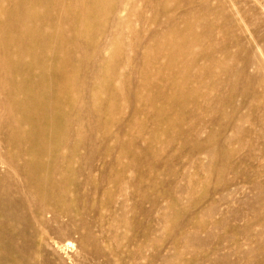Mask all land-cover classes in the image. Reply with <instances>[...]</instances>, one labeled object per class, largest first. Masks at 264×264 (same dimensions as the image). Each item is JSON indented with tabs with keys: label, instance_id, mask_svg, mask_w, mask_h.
Returning a JSON list of instances; mask_svg holds the SVG:
<instances>
[{
	"label": "bare ground",
	"instance_id": "1",
	"mask_svg": "<svg viewBox=\"0 0 264 264\" xmlns=\"http://www.w3.org/2000/svg\"><path fill=\"white\" fill-rule=\"evenodd\" d=\"M64 1L66 5L69 4V9H71V2L73 5L76 2L75 6L85 9L88 18L99 19L101 16L100 19L111 20L110 32L113 33L121 32L125 26L130 27V25L121 24L122 15L125 14L128 5H134L135 10L136 6L143 4L145 8L140 16L139 24L143 33L149 30L152 35L146 38L145 34L140 32L136 38L140 47L147 46L150 42L153 43L152 46L156 45V48L153 51L152 47L149 48L150 45L146 47V63L142 67L145 78L143 83L132 88L127 99L122 91L113 85V82L119 78L121 70L128 68L129 63L123 66V62H120L115 55L114 76L116 78L105 84L111 97L110 105L117 108L118 101L124 99L130 104L134 103L130 109L129 120L121 118L112 121V124L121 126L122 132L117 134L118 136H112L111 131L104 128V123L97 122L95 126L97 130H93L91 135H94V132L97 134L101 132V138L98 135L97 138L86 136L78 141L73 137L80 136L85 123L81 121L83 119H73L69 112L74 104L70 91L78 90V86L69 78L71 74L80 70L79 65L73 63L75 53L67 49L64 56L67 64L65 69L57 65L58 55L54 48H52L53 55L51 54L52 57L49 58L41 57L40 60L36 59L26 64H19L17 58L20 56L18 50L21 44L29 45L33 49L45 46V38L39 37L36 32L46 26L44 22L48 20V17V23H50L46 26L47 29L59 28L64 22L73 25L75 23L73 21L79 20L80 16L69 14L65 19H59L61 14L57 11L61 10V1L56 3L45 18H36L35 14L41 9L42 0H0V264H27L28 256L47 248L65 252L73 246L70 241L72 237L79 240L82 254L85 255L88 253V251L84 253L86 241L91 239L95 244L101 239H98L101 236L97 234V230L103 228L102 225L100 228L98 226L101 222L104 224L106 217L110 222V226L108 223L107 226L111 228V231L108 230L111 232L114 245L116 242L120 244L119 240H126L125 244L117 245L114 256L116 262H113L133 263L134 258L138 256L145 264L148 248L145 222L150 216L147 206L161 209L160 202L163 200V203L170 204L175 208V212L180 214L179 207L183 204L182 196L187 194V191H184L181 197L177 193L173 195L175 198L171 197V199L169 197L160 199L157 195L150 197L151 184L144 173L143 165L140 166V164L147 162L148 167L151 168V164L159 161L151 145L160 144L159 135L164 134L169 137L168 143L180 142L179 150L188 153L186 157L193 168L196 167L198 171L208 173L211 171L212 167L209 164L205 165L199 159L201 156L212 159L216 155L217 150L213 146L216 134L212 132L207 138L201 139L207 130L206 125L190 122L179 129L178 122L182 118V113L186 115L185 118L189 116L193 119L197 118V111L201 105L218 106L223 103L211 98L199 105L198 101H194L195 97L190 95L189 83H198L205 78L206 74H210V66L207 67L206 62L212 61L215 57L214 54L193 51L206 38H210L213 32V29L206 25L204 28L202 26L203 32L198 34L195 24L198 18L204 19L210 14L216 13L223 16L226 3L234 10L236 7L231 0H210L219 5L213 9L209 8L210 4H207L209 0H204L205 4L198 10L193 7L186 10L189 14L178 15L181 9L191 7L193 0H176L179 6L174 8L162 4L161 0H88L86 3L83 0ZM255 3L258 4L257 0ZM148 12L155 14L152 20L145 19V13ZM192 13L194 14L189 16ZM225 21L226 30L229 31L235 25L236 27L244 26L245 17L238 12L237 16L233 14V18L225 15ZM177 22L183 23L184 28H178ZM98 33L102 34L103 31ZM166 35H172L176 39L166 44L162 41ZM54 38L62 43V47H65L67 42L63 40V35L55 34ZM109 39L105 37L102 44L95 48L94 56L100 57L107 50L106 47L111 43ZM123 45L126 44H117L118 47ZM226 53L224 52V55ZM149 58L154 61L147 63L151 60ZM130 60V58L127 59V61ZM145 70H152L150 76H146ZM220 85V83L219 86L215 85L213 90L220 92ZM87 91L93 100L89 89ZM144 91L145 97L141 95ZM188 104L191 108L187 106ZM74 106L80 116L89 111V108L84 111V104L81 106L74 104ZM100 106L101 104H94L95 108ZM140 115L147 119L141 125L137 123ZM131 129L144 132L143 135L148 136V139L142 144L135 145L134 148L123 146L115 155L108 143L127 135ZM232 130L225 143L229 142L234 134H244L237 124ZM98 139L102 150L95 153ZM81 150L85 153L83 154ZM123 153L129 155L127 162H122ZM218 153L221 154L219 151ZM134 174H137V179ZM237 176L235 173V177ZM179 188H181L180 185ZM229 188L222 194L217 193V196L225 200V197L231 194L229 191H232L233 185L229 184ZM130 189L134 191L132 194H129ZM175 190L178 191V184ZM117 193L119 198L124 197L125 200L116 197ZM103 199L107 200L105 218L98 209L89 211L94 208V204ZM132 201L137 204L136 213L140 217L139 232L142 236L138 240V245L134 243L137 245L135 252L132 251L133 244L129 238V234L134 229L128 216L131 213L130 202ZM214 212H216L215 209L208 210L209 214ZM132 213H134L133 210ZM22 226L23 228L20 229ZM247 230L244 231L247 232ZM102 232L100 235L103 234ZM184 234L186 245L192 242L197 245L202 243L194 231L192 238H188L187 232ZM21 243L24 245L19 247ZM95 249L98 250V247ZM100 250H103L102 247Z\"/></svg>",
	"mask_w": 264,
	"mask_h": 264
},
{
	"label": "rangeland",
	"instance_id": "2",
	"mask_svg": "<svg viewBox=\"0 0 264 264\" xmlns=\"http://www.w3.org/2000/svg\"><path fill=\"white\" fill-rule=\"evenodd\" d=\"M58 1H61L62 5L61 10L57 11L61 14L59 19H65L69 14H78L80 19L73 21L75 22L73 25L64 22L60 24L59 28L47 29L46 26L50 23H48V17V20L44 22L46 26L36 32L39 37L45 38V46L33 49L29 45L21 44L20 50H18L20 56L17 60L19 64H26L36 59L40 60L41 57L48 56L47 58H49L52 57L54 51L52 48H54L58 55L56 62L59 63L57 65L65 69L67 64L64 56L67 49L75 53L73 63L79 65L80 70L71 74L69 78L73 84L78 86V90L73 89L70 93L74 98V104L80 106L84 104V111L86 108H89V111L80 116L74 104L69 110L73 119H83L81 121L85 123L84 128L80 131V136H74L73 139L81 141L86 136L97 138V135L101 138V132L98 134L94 132V135H91L93 130H97L95 127L97 122L104 123V128L111 131L112 136H118L117 134L123 129L117 124H112V121L131 118L130 109L134 103L130 104L125 99L135 85L143 83L145 77L142 74L144 72L142 67L146 63V47L150 45L149 48L152 47L153 51L156 48V45L152 46L153 43L150 42L142 48L136 38L140 32L145 34L146 38L152 35L149 30L143 33L139 24L145 6L143 4L139 7L136 6L134 10V5H128L125 14L122 15L121 24L130 25V27L125 26L121 32L113 33L110 32L111 20L100 19L101 16L99 19L88 18L85 9L75 6L76 2L74 5L71 2V9H69V4L66 5L64 0H42L41 9L36 12L35 17L45 18ZM83 1L84 3L88 2V0ZM231 1L236 10L226 3V11L223 16L216 13L206 16L204 19H199L196 16L198 19L195 18V20L197 19L195 29L198 34L203 32L201 30L206 25L210 26L213 32L210 38H206L193 51L214 54L215 57L212 61L206 62V66H210V74H206L205 78L198 83H189L190 95L195 97L194 101H198L199 105L211 98L223 103L218 106L201 105L197 111V118L193 119H190L189 116L185 118L186 115L182 113V118L178 122L179 129L190 122L206 125L207 130L201 139L207 138L212 132L216 134L213 144L217 150L216 155L212 159H205L204 156L199 159L205 165L209 164L212 167L211 171L208 173L198 171L196 167L193 168L190 160L186 157L188 153L179 150L180 142L168 143L169 137L164 134L159 135L160 144L153 143L151 145L153 152L157 153L159 161L151 164V168L148 167L147 162L140 164V166L143 165L144 173L148 176L151 184L150 197L157 195L160 199L163 197L171 199V197L175 198L173 195L178 193L180 196L187 191V194L182 196L183 204L179 207L180 214H177L175 208L170 204L166 202L164 204L163 200L162 203L160 202L162 210L154 209L151 205L147 206L150 216L145 222L148 232L145 264H264V0H257L258 4L255 3V0ZM161 2L169 8L179 6V2L177 3L176 0H161ZM204 4V0H193L192 6L181 9L182 11L178 12V15L189 14L186 12L187 9L194 7L198 10ZM207 4H210L209 8L219 7L216 2H210V0ZM238 12L245 17L244 26L236 27L235 25L234 28L227 31L225 15L228 18H233V14L237 16ZM145 14V19L152 20L155 17L152 12ZM177 20L179 19L177 18ZM177 23L178 28H184L183 23ZM98 31H103V33L100 34ZM55 34L63 35V40L67 42L65 47L61 46L60 41L55 40ZM105 37H109L111 42L106 47L107 50L100 57L94 56L95 48L102 44ZM175 39L172 35H166L162 41L168 44L174 42ZM119 43L126 45L118 47ZM224 52H228V54L224 55ZM115 55L118 56L120 62H123V66L125 63H129L128 68L121 70L119 78L113 82V85L117 86L125 95L124 100L118 101L117 108L110 105L111 97L105 88L106 83L116 78L114 76V72H116ZM128 58L131 60L127 61ZM150 61L154 60H148L147 63ZM202 63L204 64V62ZM192 72L195 71L192 70ZM150 73L152 70L147 71L146 76H150ZM219 83L221 84L220 92L214 91L213 87L219 86ZM88 89L93 95L94 101L91 99ZM145 94V91L141 93L144 97ZM94 104H101V106L95 108ZM213 104L215 103L213 102ZM187 106L191 108L190 104ZM137 121L141 125L147 119L140 115ZM236 124L244 131V134H234L233 140L225 143L224 141L231 135L233 126ZM143 134L144 132L141 133L138 129H131L127 135L121 136L118 140H112L108 145L116 155L118 149L123 146L134 148L135 145L142 144L144 140L148 139V136ZM220 142L221 144H219ZM96 145L98 148L96 147L95 153L101 152L102 147H100L99 139ZM81 151L83 154L85 153L83 150ZM123 156L122 162H127L129 155L123 153ZM235 173H237V177H235ZM134 177L137 179V174H134ZM177 184L178 191L175 190ZM229 184L233 185L232 191H229L231 194L226 196L225 200L221 199L217 193L222 194L227 191ZM128 191L129 194L134 192L133 189ZM117 195L118 193L116 197H118ZM119 199L125 200L124 197ZM106 202L107 200L104 199L97 202L94 204V208L89 211L98 209L105 218ZM130 207L129 222L134 229L129 234V238L133 244L132 251L135 252L138 240L142 237L139 232L140 217L136 213L137 204L134 201L130 202ZM209 209H215L216 212L209 214ZM121 214L123 215L122 212ZM102 223L98 227L100 228L102 225L103 228L98 229L99 233L97 232V234L101 236L98 239L104 240L99 239L95 244L91 239L86 241L87 246L84 247V253L88 251L87 254H82L79 240L72 237L70 238L73 243L72 248L65 252L55 251L52 248L37 251L27 257V264H120L114 263L116 262L114 256L117 245L125 244L126 240H119L120 244L116 242L114 245L107 217L104 219V224ZM22 228L23 226L20 229ZM246 229H248L247 232L244 231ZM193 231L197 233L196 235L202 240V243L197 245L192 242V244L186 245L184 233L187 232L188 238H192ZM100 232L103 234L100 235ZM23 245L21 243L19 247ZM94 246H97L98 250ZM101 247L105 250L104 252L100 250ZM98 251L100 252L97 256ZM134 260L133 263L129 261L124 263L144 264L138 256ZM218 260L220 262H216Z\"/></svg>",
	"mask_w": 264,
	"mask_h": 264
}]
</instances>
